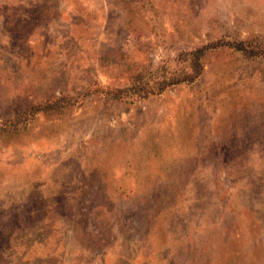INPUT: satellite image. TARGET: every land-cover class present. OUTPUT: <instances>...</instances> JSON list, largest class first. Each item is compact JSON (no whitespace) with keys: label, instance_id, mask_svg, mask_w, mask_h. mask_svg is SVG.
I'll list each match as a JSON object with an SVG mask.
<instances>
[{"label":"rangeland","instance_id":"374dc122","mask_svg":"<svg viewBox=\"0 0 264 264\" xmlns=\"http://www.w3.org/2000/svg\"><path fill=\"white\" fill-rule=\"evenodd\" d=\"M0 264H264V0H0Z\"/></svg>","mask_w":264,"mask_h":264},{"label":"trees","instance_id":"16d2710c","mask_svg":"<svg viewBox=\"0 0 264 264\" xmlns=\"http://www.w3.org/2000/svg\"><path fill=\"white\" fill-rule=\"evenodd\" d=\"M218 43H213L212 46H216ZM230 46L233 47L236 50H241L245 53H253L256 54V51H261L260 48L255 47L252 42H250L248 39L247 40H234L232 43H230ZM207 46L204 47H199L192 49L189 52H186L185 54L183 53V59L184 62H186L187 69H180L173 73L172 75L166 76L160 75L157 78V82L154 83L153 85H147L144 84L142 85L138 81L140 77L136 78L137 83H134V86L132 87L133 91L139 95V97H144L148 95V93H157L159 91L164 90L168 86H173L179 83L183 82H192L194 81L202 72V60L201 57L203 56ZM151 78V77H150ZM131 89V88H128ZM110 96L112 99H119L123 97L120 94V90H111ZM51 107L49 105H45L44 108Z\"/></svg>","mask_w":264,"mask_h":264}]
</instances>
